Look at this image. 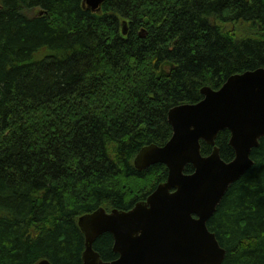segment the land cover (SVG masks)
Instances as JSON below:
<instances>
[{
  "label": "trees",
  "instance_id": "trees-1",
  "mask_svg": "<svg viewBox=\"0 0 264 264\" xmlns=\"http://www.w3.org/2000/svg\"><path fill=\"white\" fill-rule=\"evenodd\" d=\"M259 66L264 0H0V264H82L79 217L128 210L167 179L134 159L171 138L169 109ZM230 137L216 139L226 161ZM252 158L208 221L222 264H264V137ZM113 245L105 232L94 248L111 261Z\"/></svg>",
  "mask_w": 264,
  "mask_h": 264
},
{
  "label": "water",
  "instance_id": "water-1",
  "mask_svg": "<svg viewBox=\"0 0 264 264\" xmlns=\"http://www.w3.org/2000/svg\"><path fill=\"white\" fill-rule=\"evenodd\" d=\"M104 1L84 0V6L100 11ZM201 92L204 97L198 102L169 109L173 134L164 145H145L135 157L140 170L166 164L168 178L129 210L100 207L80 216L86 247L82 264L223 263L227 250L208 221L229 187L253 166L252 151L264 137V66L231 74L220 88L206 85ZM224 129L231 131L235 149L230 161L216 145ZM201 140L214 146L210 155L202 154ZM188 164L194 167L191 173L185 172ZM105 232L112 233L113 250L119 254L111 261L94 248ZM36 264L55 263L42 259Z\"/></svg>",
  "mask_w": 264,
  "mask_h": 264
},
{
  "label": "rangeland",
  "instance_id": "rangeland-1",
  "mask_svg": "<svg viewBox=\"0 0 264 264\" xmlns=\"http://www.w3.org/2000/svg\"><path fill=\"white\" fill-rule=\"evenodd\" d=\"M237 36H250V30L248 28V25L246 23H239L235 26Z\"/></svg>",
  "mask_w": 264,
  "mask_h": 264
},
{
  "label": "bare ground",
  "instance_id": "bare-ground-1",
  "mask_svg": "<svg viewBox=\"0 0 264 264\" xmlns=\"http://www.w3.org/2000/svg\"><path fill=\"white\" fill-rule=\"evenodd\" d=\"M164 145V144H163Z\"/></svg>",
  "mask_w": 264,
  "mask_h": 264
}]
</instances>
